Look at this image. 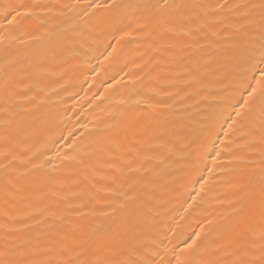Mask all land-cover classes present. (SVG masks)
Here are the masks:
<instances>
[{
    "label": "bare ground",
    "instance_id": "bare-ground-1",
    "mask_svg": "<svg viewBox=\"0 0 264 264\" xmlns=\"http://www.w3.org/2000/svg\"><path fill=\"white\" fill-rule=\"evenodd\" d=\"M262 33L264 0H0V264H264Z\"/></svg>",
    "mask_w": 264,
    "mask_h": 264
},
{
    "label": "snow or ice",
    "instance_id": "snow-or-ice-1",
    "mask_svg": "<svg viewBox=\"0 0 264 264\" xmlns=\"http://www.w3.org/2000/svg\"><path fill=\"white\" fill-rule=\"evenodd\" d=\"M107 7L118 9L121 6L113 2L108 4ZM244 63L246 64V67L243 69L242 75L248 80L245 87L251 88L248 96L253 101L259 100L262 108H264V33L261 34V39L258 45L253 42L248 47L244 56ZM249 73H251V75H249ZM257 73L259 74L258 80L256 79ZM252 80H256L257 85L260 86L259 92L256 87L252 86ZM262 239H264V237H262ZM193 243H195V241H193ZM191 246L192 245H189L188 247ZM8 264H10V262H8ZM176 264H180V261L177 260Z\"/></svg>",
    "mask_w": 264,
    "mask_h": 264
}]
</instances>
